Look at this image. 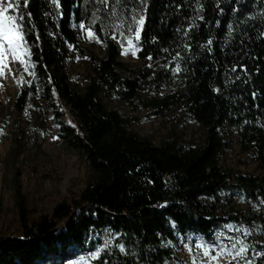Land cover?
Returning a JSON list of instances; mask_svg holds the SVG:
<instances>
[{
    "label": "trees",
    "instance_id": "trees-1",
    "mask_svg": "<svg viewBox=\"0 0 264 264\" xmlns=\"http://www.w3.org/2000/svg\"><path fill=\"white\" fill-rule=\"evenodd\" d=\"M7 2L19 6L8 14L23 17L28 48L10 126L45 107L88 180L77 200L30 223L15 189L22 234L0 239V264H44L70 250L97 251L90 264H180L189 236L213 254L226 234L236 258L225 264H264V0ZM133 15L144 19L130 31ZM118 107L170 127L154 142ZM180 122L199 135L184 137ZM40 126L28 125L34 142L52 135ZM232 146L256 173L222 165Z\"/></svg>",
    "mask_w": 264,
    "mask_h": 264
},
{
    "label": "rangeland",
    "instance_id": "rangeland-1",
    "mask_svg": "<svg viewBox=\"0 0 264 264\" xmlns=\"http://www.w3.org/2000/svg\"><path fill=\"white\" fill-rule=\"evenodd\" d=\"M6 1L8 0H0V5ZM93 51L98 56L103 54L99 48H94ZM5 55L11 71L5 68L3 75H0V239H15L22 234L15 189H19L24 199L27 222H35L40 218L50 217L59 204H70L77 200L87 183L88 170L78 152L69 148L52 130L50 112L45 107L41 111L31 106L26 118H21L17 130L10 126L15 121L12 103L24 75V67L20 60H13L7 51ZM120 56L121 60L126 62L133 59L125 54ZM68 71L72 82L81 86L82 68L70 61ZM54 99L56 100L55 97ZM118 108L122 115L129 118L132 130L141 136H149L154 142L159 141L170 127L164 120L148 111ZM63 118L73 127L72 118L67 112ZM42 122L50 128L52 135L42 136L34 142L31 140L28 125L39 127ZM6 123L9 126H6ZM177 130L186 138L199 135V130L192 123L184 126L183 122H180ZM17 140L20 148L15 144ZM222 159V165L228 169L256 173L255 165L240 155L236 146H232ZM232 239L231 234H226L225 241L213 246L214 252L210 254L199 236H189L180 250V264H225L228 260H235L236 252L230 241ZM97 254V251L83 254L70 250L67 254L56 256L55 260L46 257L44 264H90Z\"/></svg>",
    "mask_w": 264,
    "mask_h": 264
},
{
    "label": "snow or ice",
    "instance_id": "snow-or-ice-1",
    "mask_svg": "<svg viewBox=\"0 0 264 264\" xmlns=\"http://www.w3.org/2000/svg\"><path fill=\"white\" fill-rule=\"evenodd\" d=\"M25 5H27L28 0H24ZM56 3V0H53ZM104 3L107 4V0H104ZM59 6V5H57ZM19 6L13 2H7L6 4L0 5V75H3L4 69L10 72L11 69L8 68L7 57L5 52L11 54L13 60H20L22 64L26 63L23 57L27 54L28 48L26 42H24V35L21 33L22 25L18 23L19 20L23 19L20 15H9L8 12L10 9H17ZM144 17L140 16L139 20L136 19V16H132L131 25H129V30L131 31V26L136 24H142ZM95 21H93L94 23ZM81 29H85V25L81 23ZM140 28H135L136 39H139ZM94 32L88 31L89 37H94ZM99 42V41H98ZM128 44L131 46L133 40L129 37ZM7 45V49H5ZM126 54V53H122ZM133 55L136 53L133 52ZM151 59V57H148ZM179 71V68L175 69ZM223 251V250H222ZM243 249H241V252Z\"/></svg>",
    "mask_w": 264,
    "mask_h": 264
}]
</instances>
